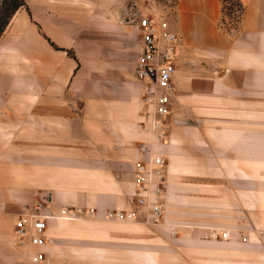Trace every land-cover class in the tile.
<instances>
[{
  "label": "crops",
  "instance_id": "crops-1",
  "mask_svg": "<svg viewBox=\"0 0 264 264\" xmlns=\"http://www.w3.org/2000/svg\"><path fill=\"white\" fill-rule=\"evenodd\" d=\"M100 1L78 12L72 0H29L38 25L14 12L0 34V264L24 254L14 220L40 200L44 211H94L47 218L45 257L31 264H264L258 235L239 231L257 219L254 189H264V0H246L234 32L217 25L218 0H176L170 13L180 40L156 143L161 235L104 216L129 205L131 162L149 135L132 71L136 28L121 0ZM162 236L171 244H157Z\"/></svg>",
  "mask_w": 264,
  "mask_h": 264
},
{
  "label": "built area",
  "instance_id": "built-area-1",
  "mask_svg": "<svg viewBox=\"0 0 264 264\" xmlns=\"http://www.w3.org/2000/svg\"><path fill=\"white\" fill-rule=\"evenodd\" d=\"M137 32L136 55L132 67L139 84L140 116L143 131L149 140L137 145L138 155L131 162L132 191L127 207H111L104 210V216L113 220H140L159 223L164 215V170L165 160L156 151V143L164 134V120L170 111L174 93L172 76L175 70V48L180 35L165 22L147 14H133ZM91 206H60L55 212L44 211L43 203L35 201L30 209L19 214L14 220L12 235L15 244L24 248V254L15 264H31L44 259L42 249L47 218H76L92 213ZM215 229L206 235L215 236ZM218 235L229 236L221 229ZM245 235H240L245 240Z\"/></svg>",
  "mask_w": 264,
  "mask_h": 264
},
{
  "label": "rangeland",
  "instance_id": "rangeland-1",
  "mask_svg": "<svg viewBox=\"0 0 264 264\" xmlns=\"http://www.w3.org/2000/svg\"><path fill=\"white\" fill-rule=\"evenodd\" d=\"M28 1L29 0H27V1L24 0V5L18 7V11L16 9L14 12H17V16H23L27 20L34 21V19L31 17V12L29 9ZM48 1L49 2H63V0H48ZM218 1H219V10L220 11H219V16L216 20L217 25L221 29H223L224 31H231V32L236 31L240 27L241 18L243 16V13H244L245 7H246V0H240L243 4L242 13H239L235 9V7H231V8L227 7L224 10H221V1L220 0H218ZM72 2L74 4L75 3L76 4L71 6V8L78 10V12L80 10L83 11L84 8H82V7L87 8L86 9L87 12L92 11L93 9L99 10V11L103 9V5H102L100 0H72ZM121 2H123L124 7L126 8V16H125V21H126L125 23L126 24L133 23V20L131 19L133 14H147L149 17H155L157 19H161L168 26L167 22L169 21V16H170V13L172 12V10L174 8L176 0H123V1L121 0ZM224 4L226 6H229L228 1L225 2ZM80 6H82V7H80ZM46 8L51 11L52 9H54V6H50V7L47 6ZM55 9H58V7H56ZM61 9H63V8H61ZM50 14H52V13L50 12ZM34 23H35V25L36 24L38 25V23L36 21H34ZM44 37H46L49 44L51 46H53L54 48H61L60 46L56 45L52 40H50L46 35H44ZM136 44H137V34H136ZM55 46H57V47H55ZM64 50H65L67 55H70V56L75 58V56L73 54V50H71L70 48H64ZM141 126H143V125H141ZM203 191H204V193L205 192L208 193V194H202L203 196L213 197V190L212 189L203 190ZM254 196L258 202L254 206L257 221L255 220L253 223L252 222H246L244 224V227H242L241 230H239V231L240 232H247L248 234L251 231L254 232L255 234L258 235L254 239L258 242V244L264 245V189L255 188L254 189ZM39 202L42 203L43 200H40ZM138 221H140V220H138ZM144 223H145V225H148L150 228H153L155 231H157V233L159 235H161L160 231L162 229L160 227H154V226H159V225H155V224L148 223V222H144ZM170 236H172V232H170ZM170 238L171 237H169V236L168 237L162 236L158 239L157 244H159V245L171 244L172 241ZM251 238L249 236V239H251Z\"/></svg>",
  "mask_w": 264,
  "mask_h": 264
},
{
  "label": "trees",
  "instance_id": "trees-1",
  "mask_svg": "<svg viewBox=\"0 0 264 264\" xmlns=\"http://www.w3.org/2000/svg\"><path fill=\"white\" fill-rule=\"evenodd\" d=\"M221 1V10H224L227 7H235V9L242 13L243 4L240 0H220ZM228 1L229 6H226L224 3ZM24 5V0H0V33L7 24L9 18L13 12L20 6ZM57 47V46H55Z\"/></svg>",
  "mask_w": 264,
  "mask_h": 264
}]
</instances>
